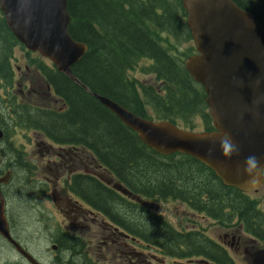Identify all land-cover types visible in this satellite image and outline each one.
Segmentation results:
<instances>
[{
    "label": "trees",
    "instance_id": "1",
    "mask_svg": "<svg viewBox=\"0 0 264 264\" xmlns=\"http://www.w3.org/2000/svg\"><path fill=\"white\" fill-rule=\"evenodd\" d=\"M233 1L255 15L264 27V0ZM67 7L69 34L88 46L72 66L79 82L43 60L36 65L62 102V109L54 104L40 106L20 101L10 90L15 82V48L29 52L9 30L0 12V83L6 95L0 99V117L5 135L17 129L31 130L56 144L89 147L134 194L156 200L180 199L198 211L209 212L206 215L220 226H232L230 221L237 218L245 233L264 244V211L259 200L226 186L211 169L190 156H163L148 148L94 96L107 97L143 118L170 120L193 131L199 119L201 128L215 131L205 103L207 95L183 65L195 54L194 46L181 58L175 46H166L169 34L175 41L193 43L182 0H67ZM144 57L151 58L154 65L150 71L163 81L160 93L153 86H142L140 93V82L128 73ZM79 184L84 192L93 193L91 182ZM38 188L45 191L41 185ZM97 195L96 203L111 202L103 194ZM144 218V222L136 221V226L162 249L179 256L225 259L222 247L204 229L179 231L162 214Z\"/></svg>",
    "mask_w": 264,
    "mask_h": 264
},
{
    "label": "water",
    "instance_id": "2",
    "mask_svg": "<svg viewBox=\"0 0 264 264\" xmlns=\"http://www.w3.org/2000/svg\"><path fill=\"white\" fill-rule=\"evenodd\" d=\"M182 6L201 52L185 66L207 94L216 130L196 132L170 120L143 118L107 97L94 96L158 154L190 156L226 186L257 190L264 184V27L233 0H182ZM0 12L27 50L50 58L59 72L79 82L72 66L88 47L68 32L67 0H0ZM0 234L12 241L3 202ZM17 247L32 264H40ZM252 262L264 264V250L254 252Z\"/></svg>",
    "mask_w": 264,
    "mask_h": 264
},
{
    "label": "flooded vegetation",
    "instance_id": "3",
    "mask_svg": "<svg viewBox=\"0 0 264 264\" xmlns=\"http://www.w3.org/2000/svg\"><path fill=\"white\" fill-rule=\"evenodd\" d=\"M150 85L160 93L161 87L152 83H140L138 91L141 93L142 86ZM39 90L35 94L37 105L54 104L62 109V102L48 85L40 86ZM1 96L0 99L4 100ZM30 132L35 146H30L32 140L28 144H19L15 135L24 132H11L6 136L0 117V202L4 203V215L12 239L10 241L0 234V264H32L17 245L40 264H167L166 258L173 261L169 264H240L244 261L252 264V253L264 248L249 236L244 237L237 218L230 221L237 226H217L203 211H198L200 217L211 223V228L226 230L218 238L210 236L224 250L225 259L179 256L162 249V246L152 245L149 234L136 226L134 213L143 212L149 219L150 215L161 213L159 205L151 206V200L144 199L148 197L134 194L118 180L111 168L100 162L93 149L56 144L42 133ZM87 181L94 187L93 193L84 192L79 184ZM38 185L45 191H41ZM38 193L51 198L57 217H61L57 218L58 226H38ZM98 193L111 202L96 203L99 202ZM170 201L187 208V216L195 215L192 212L196 209L183 203L185 201L167 202ZM136 207L140 209L136 210ZM26 222L30 225L24 226ZM177 229L182 231L180 227ZM240 240L250 244H242L238 242ZM40 243L45 247L40 249ZM153 247L160 250L158 254L144 250Z\"/></svg>",
    "mask_w": 264,
    "mask_h": 264
},
{
    "label": "rangeland",
    "instance_id": "4",
    "mask_svg": "<svg viewBox=\"0 0 264 264\" xmlns=\"http://www.w3.org/2000/svg\"><path fill=\"white\" fill-rule=\"evenodd\" d=\"M167 39H168V44L169 42L174 44V46L177 49L176 53L178 54L180 58L183 57V55L189 50L191 46H193V43H190V42L188 43V41L178 42L168 36H167ZM41 60L45 61L46 63H50V61L47 58L42 57L38 53L29 52L27 54L24 50L20 48H17L14 52V59L12 63H13V68H14V73H15V84L13 85L12 88H10V90H12L15 96L23 102L27 101L30 98V96L32 97L34 101L38 102L35 94H37L40 91L39 90L40 86L42 87L44 86L42 83H40L44 79L41 77V75L39 74L36 68L37 63ZM146 64L147 62L141 58L137 62L135 66L136 68H134V70L136 71L137 68L140 69L144 67L143 65H146ZM184 66H185V63H184ZM133 75H135V77L141 81L154 82V77L151 75H144V74H141L139 71L134 72ZM26 80H29L34 87L32 85H25ZM19 84L21 86H19ZM27 84H30V83H27ZM31 86L33 88L32 91H31ZM20 90H22V92ZM4 92H5L4 87L2 83H0V95L3 96V94H5ZM195 124H197L198 126L197 130H195L196 132L203 131V128H201V122L199 121V119H196ZM16 131L24 132L22 133V135L20 134L15 135V139L19 144L21 143L28 144L32 140V143L30 144V146L32 147L35 146V144L33 143V136L30 131L25 132L24 130H19V129ZM263 172H264V169H263ZM252 197L260 201V207L262 210H264V184H262V186L259 188L257 193L252 194ZM38 198H39V209H37V214L39 217L38 219H40L38 226L40 228H45L47 227V225L52 226V227L58 226L59 223L57 222L58 220L57 218H61V217L60 216L57 217V212L55 211L51 198L50 197L44 198V196L41 193H38ZM144 199L149 200V201L151 200L152 202L151 206L159 205L161 209L160 214H162L166 219H168L172 224H174L175 227H180L182 231H188L190 229H193L194 227H197L198 229H206L207 233L210 236H213L214 238H218L221 233L226 231L221 228H211L212 224L211 223L208 224V222L204 221L200 217V213L198 211L194 210L192 212L196 216H191V215L187 216L185 212L187 211V208L179 205V203L177 202H174V201L167 202L169 199H166V200H156V199H150V198H144ZM199 211L204 212V210H199ZM22 214H24V212ZM144 216L145 215L140 213L138 217H135L136 219L135 221L141 220ZM43 219H44L43 223L40 224V222ZM27 225H30V223L26 222L24 224V226H27ZM249 237L252 238L251 236ZM151 244L157 246L154 243H151ZM39 246L41 249L45 247V244L40 243ZM144 250L145 252L150 253V254H154V253L158 254L160 251L156 249L155 247L149 248V249L145 248ZM166 259L168 261L167 264H169L170 262L171 263L173 262L169 258H166ZM240 264H247V262L245 261L240 262Z\"/></svg>",
    "mask_w": 264,
    "mask_h": 264
},
{
    "label": "bare ground",
    "instance_id": "5",
    "mask_svg": "<svg viewBox=\"0 0 264 264\" xmlns=\"http://www.w3.org/2000/svg\"><path fill=\"white\" fill-rule=\"evenodd\" d=\"M237 5V4H236ZM238 6V5H237ZM239 7V6H238ZM240 8V7H239ZM242 9V8H241ZM255 16V15H254ZM250 20V17H247L246 18V21L248 22ZM252 23H250L249 22V25H251ZM190 34H191V32H190ZM192 42H193V46H194V48H195V54H193V56H199L201 53L199 52V50L195 47V44H196V42H195V40L194 39H192ZM41 55V54H40ZM42 57H44V58H47L50 62H52L53 63V61L50 59V58H48V57H45V56H43V55H41ZM189 59H191V57L189 56V57H187L185 60H184V63L185 62H187ZM234 62H235V60H234ZM236 63V62H235ZM186 68V70L188 71V73L190 74L191 73V71H190V69L188 68V67H185ZM195 81V80H194ZM196 82V81H195ZM206 99H207V97H206ZM59 106V105H58ZM111 111V110H110ZM112 112V111H111ZM209 112H210V109H209ZM213 126H214V122H213ZM215 130H216V128H215V126L213 127ZM195 131V130H194ZM203 131H205L204 129H203ZM264 169V168H263ZM121 190V189H120ZM123 193H126L124 190H121ZM254 191V190H253ZM247 194H253L252 193V191H250V192H246ZM255 194V193H254ZM204 212H206L207 214H209V212H207V211H205L204 210ZM212 219V218H211ZM226 226V225H225ZM232 226H237V225H232ZM242 228V227H241ZM244 231V230H243ZM261 244V243H260ZM262 245V244H261ZM259 250H264V248L263 249H259Z\"/></svg>",
    "mask_w": 264,
    "mask_h": 264
}]
</instances>
